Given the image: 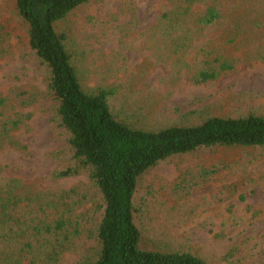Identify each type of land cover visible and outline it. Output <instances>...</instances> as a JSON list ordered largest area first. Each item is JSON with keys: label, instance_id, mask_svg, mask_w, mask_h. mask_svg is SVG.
Instances as JSON below:
<instances>
[{"label": "rangeland", "instance_id": "1", "mask_svg": "<svg viewBox=\"0 0 264 264\" xmlns=\"http://www.w3.org/2000/svg\"><path fill=\"white\" fill-rule=\"evenodd\" d=\"M174 6V0H93L60 21L56 31L67 36L84 89H112L111 110L153 130L199 125L211 117H264V59L194 85L192 73L203 66V57L187 59L180 32L159 28L161 15ZM258 20L264 23V11ZM257 41L261 47L234 55L263 58L264 41ZM47 89V68L28 46L14 0H0V96L6 97V116L23 122L12 134L17 144L6 145L0 162L25 183L76 189L91 215L99 195L86 172L53 179L74 162ZM134 203L142 250L189 252L207 264H264V150L201 149L167 159L138 179ZM81 238L64 264H77L95 246L93 239Z\"/></svg>", "mask_w": 264, "mask_h": 264}, {"label": "trees", "instance_id": "2", "mask_svg": "<svg viewBox=\"0 0 264 264\" xmlns=\"http://www.w3.org/2000/svg\"><path fill=\"white\" fill-rule=\"evenodd\" d=\"M91 1L14 0L26 25L28 46L47 68V90L57 102L56 118L67 133L74 162L55 171L53 179L86 172L99 200L90 215L91 208L82 209L84 196L76 189H42L37 183H25L9 176L6 164L0 162V264H64L65 257L79 248L83 234L95 246L77 264H207L189 252L139 248L140 231L134 223L138 179L167 159L201 149L264 150V117H211L199 125L157 130L140 127L132 117L120 119L108 103L114 91L84 89L67 49V36L56 31L60 21ZM174 1V8L161 15L159 28L180 32L178 42L187 59L203 57L199 61L203 66L192 73L194 85L264 59L254 53L234 55L254 44L261 47L257 40L264 41V33L259 32L264 23L258 20L264 11L261 0ZM212 32L217 36L198 44ZM6 103V97L0 96V155L6 145L17 144L12 134L23 123L19 117L6 116Z\"/></svg>", "mask_w": 264, "mask_h": 264}]
</instances>
